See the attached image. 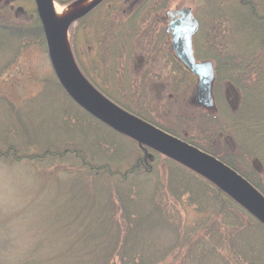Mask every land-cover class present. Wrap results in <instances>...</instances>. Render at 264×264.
I'll return each mask as SVG.
<instances>
[{
  "label": "trees",
  "instance_id": "16d2710c",
  "mask_svg": "<svg viewBox=\"0 0 264 264\" xmlns=\"http://www.w3.org/2000/svg\"><path fill=\"white\" fill-rule=\"evenodd\" d=\"M20 1L29 5L34 4V0ZM53 1L65 6L77 0ZM106 1L108 2L105 0L103 3ZM232 1L233 3L226 6L217 4L221 9L212 13V23L215 21L224 25L231 21L232 24L225 29L228 33L224 35L225 37L220 34L219 28L212 26L211 31L214 32L212 44L215 48L211 46V36H207L206 56L201 60L217 64L215 82L218 87L229 86L240 94L241 100L234 111L233 126L226 132L238 128L244 133L247 132L256 150V153H253L254 158L262 163L263 169L259 172L252 166L253 155L246 154L240 146L238 150L231 147L229 151L218 154L189 140L185 142L224 163L264 197V0ZM160 2L141 3L137 12L138 14L150 12L151 6H154L153 11L157 12L164 7ZM13 3L14 0L4 5L0 3V32L10 36L5 38L3 44L11 45L15 38L18 40L26 36L39 37L44 41L36 7L33 12H28L27 20L25 18L23 22H19L12 16L10 10ZM228 15L233 19L230 20ZM84 18L85 16H82L70 25L72 36L75 26L78 25L76 29L81 31L79 24ZM140 23L144 22L138 21L135 27L138 36L145 29ZM112 28L115 32L109 35L106 33V26H101L98 32L93 28L91 35L95 43L101 38L106 44L115 43L118 39L116 34L122 27L114 22L110 30ZM104 33L105 37H102ZM76 61L82 73L83 65L80 60ZM57 86L64 92L59 83ZM64 95L68 102L66 108L69 110H66L62 117H65V114L78 116L75 115L73 124L68 125L69 129L72 127L78 135H83V139L90 131L99 128V125L108 129L78 107L66 93ZM79 115L85 122L79 120ZM67 120L72 119L68 116ZM165 132L180 138L172 132L166 130ZM133 142L137 155L134 164L130 165L124 174L118 170L120 166L117 167V163L115 164L114 153H118L117 149H113L114 146L111 145L112 148L108 143H105L102 154L100 152L102 157L100 161L106 160L105 163L87 159L70 148H66L59 158L58 155L62 152L57 156H51L60 160L65 156H74L77 162L68 170L70 174L68 176L78 184H81L80 182L86 184L84 186L88 193L86 191L85 195H78L79 191H74V187L73 194L76 200L72 202L75 204L74 208H69L67 203H56V207L46 208L35 216L36 221L26 222L23 214L14 213L12 219L16 218L21 223L26 222L22 228L29 236V243L21 248L18 245L19 247L15 249L17 253H24L25 257L15 260L8 256L6 252L13 248L6 242L11 231H5V224L2 223L0 229L5 228L0 231V255L7 257L0 260V264H186L187 261L189 264H264V226L261 223L202 176L146 146ZM109 147L112 148L111 153ZM0 157L8 158L7 154H1ZM44 157H46L44 154L41 157L27 156L24 160L40 163ZM161 160L173 166L167 173L170 183L166 187L160 184L159 180L158 172L161 165L157 168L154 166V163L161 164ZM67 177L61 179L57 177L55 181L60 184L63 182L65 185L66 181H70ZM143 182L147 188L151 187V191L145 193L144 188H141L144 186ZM91 188L99 192L101 198L96 204L94 202L97 199L92 201ZM157 192L161 193L164 200L171 199L178 204L184 203V197H189L188 202L198 207L197 211L202 217L195 225V229L191 230V234L183 236L180 231V235L176 236L178 227L173 229L167 223L166 210L160 208L162 203L158 204L155 198ZM136 194L139 195L140 202L134 200ZM207 195L212 199L209 200ZM142 197L147 200L144 201ZM144 202L149 207L138 208L139 203ZM166 213L168 214L167 211ZM166 236H169L171 241H167L168 238L164 240ZM188 252L190 256L183 260L184 254Z\"/></svg>",
  "mask_w": 264,
  "mask_h": 264
},
{
  "label": "rangeland",
  "instance_id": "374dc122",
  "mask_svg": "<svg viewBox=\"0 0 264 264\" xmlns=\"http://www.w3.org/2000/svg\"><path fill=\"white\" fill-rule=\"evenodd\" d=\"M9 1L0 0V3L4 5L7 2L9 3ZM113 2L114 0H110L108 3H104L98 12H106L105 9ZM160 3L165 6L160 15L162 18L165 17V12L169 9L191 8L193 10L194 16L198 19L201 26V33L196 38L194 46L196 59L201 62L207 61L201 60V58L206 56L205 41L207 36H211V46L215 48L212 44V34H214L211 31L212 26L219 28L221 30L220 34L225 37L224 35L228 34L225 29L229 28L232 24L231 21L224 25L223 23L220 24L215 21L212 23V13L217 9H221L217 7V4L230 5L233 3L232 0H167V2L162 0ZM34 5L25 4L20 0H14V3L10 5L12 16L16 17L19 22H23V19L26 18L27 20L28 12L31 13L34 11ZM56 5L58 4L56 3ZM229 19L231 20L233 18L230 16ZM153 23L151 21L148 24L146 30L148 36L151 33L153 34V31H151ZM73 33L74 36H71L69 28L67 29L68 50L72 61L77 67L76 60H80L83 66L85 64L89 69L91 67L92 70L98 67L97 59L88 60V57L92 58L93 54H86L87 49L96 51L95 39L90 33H88L89 36H86L83 31L75 27ZM7 37L10 36L8 34H1L0 32V155L7 154L8 156V158L0 157V226L4 223L6 227L5 231H11L6 242L11 244L14 250L11 248L6 254L18 260L25 257V255L22 252L17 253L15 249L19 246L21 248L29 243V236L25 234V230L22 228L23 224H26L28 220L30 222L31 220L36 221L35 216L41 214L46 208L56 207V203H67L69 208H74L75 204L72 203L76 202L73 194L74 187V191H79L78 195H85L86 191L88 193L85 187L86 184L82 182L78 184L68 176L70 175L68 170L77 162L74 156H65L63 160L58 159L67 150L66 148H70L71 150L75 149L82 156H86L87 159L105 163L106 160L100 161L102 160L100 152L102 154L105 143H108L109 146H114V148L111 146L113 149H117L118 153H114L116 158L115 164L117 163V167L120 166L118 170L123 174L130 165L134 164L137 150L136 145L131 139L112 132L108 130L109 128L105 129L100 125L99 128L90 131L88 136L85 135L84 139L83 135H78L72 127L70 130L68 125L71 126L73 124L75 115L77 116V114H65V117H62V114L67 112L66 110H69L66 108L68 102L65 98V93L58 89L57 83L59 82L49 59L45 38L43 41L39 37L26 36L22 39L19 38L20 40L15 38V42L12 41L11 45L3 44ZM127 43L129 42L127 41ZM127 43L122 42L118 45L116 44L119 50L116 48L114 51L112 50V53H107L103 56L105 57V64L108 63L105 66L103 77L105 78L107 76L110 78V84L103 86V88H108L109 95L121 105L119 107L131 113L139 120L150 126L172 132L184 138L183 129H181L180 122L176 117L181 107L175 103L176 97L173 99L169 98L172 92L171 83L168 82L167 85H164L165 88L166 86L167 88L169 87V90H162L161 87H158L161 91L152 89L154 88L153 81L149 84V90L147 91L142 89L143 85L134 86L133 83L132 85L130 84L132 79L133 82L135 81L134 79L143 77V74L136 73V70L141 66L139 61L142 58L144 60H149L150 58L148 50L152 45L151 37L149 36L148 41L147 38L143 40L142 38H137L134 42H130V45ZM125 46H128L127 49L123 48ZM131 46H136V52ZM123 50L124 52H122ZM162 51L161 54H157L153 58L156 64L146 66L147 68H144L142 73L154 76L157 71L164 69L166 62H172L169 53L164 50ZM130 55H132V58H130ZM107 56L110 58L108 59ZM116 59L123 66L126 62H129L121 69L120 72L125 70V73L120 75L118 81L115 80V74L113 72V64L116 63L114 62ZM130 61L132 62L131 64ZM213 64L215 67L217 66L216 63L213 62ZM98 79L96 82H98ZM141 82H145V80H141ZM224 90H226L227 94ZM215 98L219 118L215 119L216 121L213 119L211 122L212 134L215 138L214 140L217 141L212 144L213 148L206 145V139L197 131L199 130L198 128L197 130L194 128L191 129L190 133L187 134L194 136V139H196L194 141L195 143L193 142L194 144L207 150L210 148L218 154L229 151L231 147L238 150L240 146L246 154H252L254 158L253 153H256V150L247 132L244 133L239 128L226 132L228 131L227 129L233 126L232 121L234 120L235 114L233 108L235 104L236 107L239 106V101L241 100L240 94L229 86H217ZM68 116L72 120H67ZM79 117V120L85 122L81 115ZM65 118L67 124L65 123ZM78 125L82 126L83 124ZM62 127H64L63 130ZM217 127L219 128L217 129ZM229 133L230 135L228 136ZM220 135L222 136L220 137ZM111 147L108 148L110 153L112 150ZM59 152L62 153L59 154ZM43 154L46 157L40 163L38 161L31 162L29 160L27 161V159L24 160L27 156L41 157ZM53 155H58V158H52L51 156ZM161 161L163 164L159 163L156 165L154 163V166L157 168V166L161 165L158 172L160 173L159 180L160 184L166 187L170 183V178L167 176V173L168 171L170 172L173 166L172 164H165L163 160ZM251 165L258 169L259 172L263 169L262 163L255 158L251 159ZM57 177L59 179L67 177L70 181H66L65 185H63V182L60 184L55 181ZM55 187L56 192H54ZM141 188H144L145 193L149 190L151 191V187L147 188L145 184ZM90 194L93 196L92 201L97 199L94 204H96L98 199H101L99 192L93 188H91ZM207 196L209 200L212 199L209 195ZM138 197L139 195L136 194L134 200L140 202ZM155 198L158 204L159 202L162 203L160 208H165L168 212L167 214L165 211L167 223L173 229L174 227H178L176 236H179L181 232L183 236L191 234V230L195 229V225L199 223L198 220L202 215L197 211L198 207L196 205L188 202L189 197H184V203L180 204L171 199L167 200L166 198L164 200L160 192H157ZM142 199L144 201L147 200L144 197ZM86 200L88 201V199ZM139 206L138 208H146L148 205L144 202V204L139 203ZM169 208H176V210L171 211ZM14 213H18L19 215L23 214L26 217V222L21 223L16 218L12 219ZM165 225L168 226L167 224ZM5 227H2L0 231ZM172 232L173 230L170 233ZM168 237H164V240ZM170 237L175 239L172 236ZM167 241H171L170 238ZM182 255L183 253H181ZM189 256V252L185 253L183 260ZM6 257L0 255V260H4ZM186 264H189L188 261Z\"/></svg>",
  "mask_w": 264,
  "mask_h": 264
},
{
  "label": "water",
  "instance_id": "95a60500",
  "mask_svg": "<svg viewBox=\"0 0 264 264\" xmlns=\"http://www.w3.org/2000/svg\"><path fill=\"white\" fill-rule=\"evenodd\" d=\"M103 1L105 0H95L81 16L68 24V28L73 22L92 12ZM53 2V0H34L55 76L69 98L103 126L202 176L264 226V197L239 174L213 156L139 120L104 97L83 78L81 71L72 61L70 52L68 54L66 51L64 37L57 28L52 14ZM177 15L179 18L170 26L173 53L193 75L199 78L196 92L198 103L213 109L215 66L210 61L198 63L193 52L192 41L199 31V23L193 17L191 8H184L178 11Z\"/></svg>",
  "mask_w": 264,
  "mask_h": 264
},
{
  "label": "flooded vegetation",
  "instance_id": "af4514ba",
  "mask_svg": "<svg viewBox=\"0 0 264 264\" xmlns=\"http://www.w3.org/2000/svg\"><path fill=\"white\" fill-rule=\"evenodd\" d=\"M150 1L151 2L153 1V3L155 2L159 3V1H162V0H114V2L111 3L110 6L105 9L106 12L97 13V11L100 10L102 5L104 4L103 3L104 1H103L102 2L103 4L102 3H101L102 5L100 4L101 7H99L100 5H98V7H96L92 12L88 13V15H85V18L79 24L80 25L79 28H81V31H83L86 34V36H89L88 33L91 34V31L93 28H95L98 32L101 26L103 27L106 26L107 27L106 33L107 35H109L111 32H115L114 28H112L111 30L110 28L113 27L114 22L117 21L116 23H118V25L120 24V26L122 27L119 29L120 31H118V34H116L117 35L116 37H118V39H116L115 43L117 45L122 42L127 43V41L129 42L127 44L130 45L131 44L130 42H134L137 38L138 39L142 38V40L147 38V41H148V38L150 36L152 40V43H151L152 45L150 46L148 50L149 51L148 55L150 58L149 60L147 59L144 60V58H142L139 61L141 66H139L136 70V73L143 74V77L136 78L134 79L135 81L133 82H132L133 79L132 80L130 79L131 80L130 84L132 85L133 83L134 86L143 85L142 89L147 91L149 90L148 89L149 84L153 81L154 88L152 87L151 88L161 91L160 89H158V87H161L162 90L164 89L169 90V87L167 88L166 86L165 88L164 85H167L168 82L171 83L172 92L170 91L171 93L169 95V98L173 99L174 97H176L175 103L181 107L180 112L176 115V117H177V120L180 122L181 129H183L184 138L180 137L179 139L183 141L190 140L194 142L196 140L194 139V136L187 134V133H190L191 129L193 128L196 130L198 128L199 130L197 131L202 134L204 139H206V142H205L206 145H209L210 147H212V144H214L216 141H214L215 138L212 134V123L211 122L213 119L215 120L219 118V113L217 111V106L215 102L216 101L215 91L217 89V85L215 82L216 77H215V81H214V85L212 89L214 108L213 109L206 108L200 103H198V97H197L196 92L198 90V86L200 82L199 78L193 75L185 67V65L178 60L175 53H173L174 51L172 49V43H171L172 33L170 30V26L179 18V16L177 15V12L178 11L180 12V10L182 9L181 8L180 9H175V8L169 9L165 12L164 18L160 17V15H161V12L164 10L165 6L162 7V9H158L157 12H154L153 11L154 6H151L149 8L150 12L138 14L137 10L140 7L141 3H148ZM165 1L167 2V0ZM192 15L198 21V19L194 16L193 10H192ZM138 21L144 22V23H140V25L142 24L143 27L145 28L144 32H142L139 36L137 35V32H135V27ZM151 21L154 22L153 28L151 30L153 31V34L151 33L148 36V33L146 34V30H147L148 24H150ZM198 23L200 26L199 21ZM75 28H78V25L75 26ZM154 32L156 33L154 34ZM200 33H201V26L199 28L198 33L193 37V41H192L193 50L195 48L194 46L196 43L195 42L196 38L199 36ZM101 36L105 37V33ZM109 41H111L110 38L108 42ZM115 43H112L110 45L106 44L104 43V40L101 38L98 41V43H95V45L97 46L96 51L87 49L88 50L86 53L87 55L93 54L92 58L88 57V60L97 59L98 67L92 70L91 67L89 69V67L85 66L84 64L83 66L84 70L82 71V73L85 79L93 86V88L96 89V91H98L104 97L114 102L116 105L121 106L118 103V101H115L113 97L109 95L108 88H105V89L103 88V86L110 84V78H108L107 76L105 78L103 77V72H105V68H106L105 66L108 65V63L105 64L104 62L105 57L103 56H105V54L107 53H112V50L114 51V49L116 48L117 50H119V47ZM145 45L147 46V44ZM127 47L125 46L123 48L127 49ZM132 48H134L136 52V46ZM124 50L122 52H124ZM162 50H164L165 52L167 51L169 53L172 59V62L171 61L166 62L164 69L163 70L160 69L159 71L156 72L157 76L156 74L154 76H149L146 73H142L143 69L147 68L146 66H149V65L152 66L156 64L153 58L154 56L156 57L157 54H161ZM194 55H195V52H194ZM107 58L109 59L110 57L107 56ZM130 58H132V55H130ZM195 59H196V56H195ZM196 61L198 63L201 62V61H198L197 59ZM114 62L116 63L113 64V72L115 74V80L118 81V78L120 77V75L121 74L123 75L125 73V70L120 72L121 69L124 68V66L127 65L129 62H126L124 66L123 64L120 65V62L117 59ZM131 63L132 62L130 61V64ZM97 78H99L98 82H96ZM141 80L142 81L145 80V82H141ZM111 82H114V81H111ZM224 91L226 93V90ZM236 109L237 107L235 104L233 110L236 111ZM221 136L222 135H220V137Z\"/></svg>",
  "mask_w": 264,
  "mask_h": 264
},
{
  "label": "bare ground",
  "instance_id": "6f19581e",
  "mask_svg": "<svg viewBox=\"0 0 264 264\" xmlns=\"http://www.w3.org/2000/svg\"><path fill=\"white\" fill-rule=\"evenodd\" d=\"M94 1L95 0H79L76 3L66 6V7H59L58 5H56L55 2L52 3V14H53L55 23L57 25V28H59V30L62 32V35L64 37L66 51L68 52V54H69L68 43H67L68 24L72 20L81 16L87 10V7L89 8V6Z\"/></svg>",
  "mask_w": 264,
  "mask_h": 264
}]
</instances>
